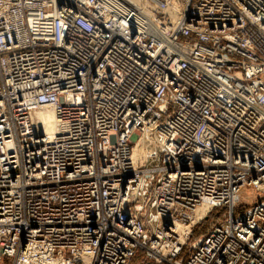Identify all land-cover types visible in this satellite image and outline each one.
Masks as SVG:
<instances>
[{
	"label": "built area",
	"instance_id": "2783aa9c",
	"mask_svg": "<svg viewBox=\"0 0 264 264\" xmlns=\"http://www.w3.org/2000/svg\"><path fill=\"white\" fill-rule=\"evenodd\" d=\"M244 187L264 0H0V264H264Z\"/></svg>",
	"mask_w": 264,
	"mask_h": 264
},
{
	"label": "rangeland",
	"instance_id": "374dc122",
	"mask_svg": "<svg viewBox=\"0 0 264 264\" xmlns=\"http://www.w3.org/2000/svg\"><path fill=\"white\" fill-rule=\"evenodd\" d=\"M239 198H240V204H241L240 206L249 207L251 205L256 204L259 198H264V195H261L260 193L254 192L250 188L244 187L240 191ZM216 211L218 212L220 210H216ZM215 218H216V216L213 215L212 219L206 218L205 220H203L201 223H203L205 221L207 222L205 231H203V233H198L199 235H197L195 237H194V235H192L193 236L192 238L195 239V238H198L199 236H201L202 234H204L206 232V230L209 228V226L211 225V223L217 221V219H215ZM194 229H196V227ZM136 256H139V257L134 262L132 260V264H156L153 261L145 259L144 256H142L140 254H137Z\"/></svg>",
	"mask_w": 264,
	"mask_h": 264
},
{
	"label": "bare ground",
	"instance_id": "6f19581e",
	"mask_svg": "<svg viewBox=\"0 0 264 264\" xmlns=\"http://www.w3.org/2000/svg\"><path fill=\"white\" fill-rule=\"evenodd\" d=\"M135 4L139 3L140 0H129ZM40 119L43 122L44 131L48 134L52 133L55 129L54 115L51 111H45L39 114ZM142 150V144L139 143L135 148L136 155H139Z\"/></svg>",
	"mask_w": 264,
	"mask_h": 264
},
{
	"label": "trees",
	"instance_id": "16d2710c",
	"mask_svg": "<svg viewBox=\"0 0 264 264\" xmlns=\"http://www.w3.org/2000/svg\"><path fill=\"white\" fill-rule=\"evenodd\" d=\"M219 212V211H218ZM217 211H213L209 216H208V219H212V217H213V215H215L216 216V218L215 219H217V213H218ZM214 219V220H215ZM213 220V221H214ZM206 221L205 222H203V223H200V224H198L197 226H196V229H194L193 230V235H194V237L195 236H197V235H199L198 233H203V231H205V228H206ZM139 256H135L134 258H133V262L138 258Z\"/></svg>",
	"mask_w": 264,
	"mask_h": 264
}]
</instances>
